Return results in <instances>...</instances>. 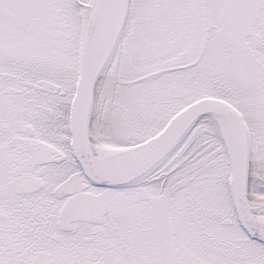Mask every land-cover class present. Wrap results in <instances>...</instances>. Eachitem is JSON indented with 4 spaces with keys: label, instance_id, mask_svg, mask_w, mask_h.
Masks as SVG:
<instances>
[{
    "label": "flooded vegetation",
    "instance_id": "af4514ba",
    "mask_svg": "<svg viewBox=\"0 0 264 264\" xmlns=\"http://www.w3.org/2000/svg\"><path fill=\"white\" fill-rule=\"evenodd\" d=\"M227 1L198 0L199 15L191 21L197 33H189L191 38L187 36L186 14L183 16L186 34L184 43L190 39L195 40L197 36L196 39L200 42L198 51L197 48H191L181 62L165 64L151 72L156 75L170 69H180L185 84H188L190 79L193 80L195 94L201 93V81L213 90L207 97L220 98L235 106L247 125L251 167L252 126L249 125L248 117H258L264 124V107L261 109L259 104L246 101L245 96L222 84L214 75L205 76L198 66L202 63L206 50L223 52L249 65L258 62L254 51L264 45V34L258 30L257 25L264 10V0L259 2V13L254 25L255 31L263 38L260 47H257L250 37H246L243 46L216 39L220 28L218 15ZM59 2L68 21V36L64 38V44L66 41L69 43V47H65L61 53V58L57 59L59 70L40 71L30 77L26 70L33 66L25 64L26 67L13 71L11 55H19L25 48H35L30 36H20L18 45L12 46L13 43L8 40L6 47H0L3 51L0 52V264H172L174 261L184 264L188 258V245L183 236L188 235L187 224L182 218L184 211L180 216L178 212L176 237L180 238L174 240L171 236L174 227L173 210L168 206L162 207L160 202L166 191L169 176L182 170L179 169L182 159L178 158L176 151L179 148L188 151L195 145L192 142H183L192 128L165 159L135 182L110 187L89 180L71 150L70 107L75 92L83 37L82 31L76 30L75 45L73 44L72 17L78 16L79 24L83 19L84 8L90 5L91 0ZM0 5L7 10L4 14L0 13V35L9 37L15 34L13 28L20 21L16 20L2 0ZM131 7L132 0H129L126 20L116 48L129 21ZM85 11L87 16V10ZM21 23L31 28L26 20H21ZM82 29L84 30V24ZM12 41L16 44L15 40ZM112 57L113 54L106 67L111 63ZM119 61L121 66L122 60ZM151 72L140 74L136 78L119 79V82L122 85H131L152 77L153 75L147 76ZM40 80L49 81L56 87H40ZM238 101L241 104L243 101L244 105L241 106ZM101 108L96 101L95 90L89 118L90 135L93 133V125L96 126L100 122L101 111L97 121L94 112ZM213 125L214 134L223 148L214 121ZM91 137L105 147H120L99 133L97 138L93 134ZM250 170L249 168V179ZM186 192L184 190V194ZM131 197L136 201L135 206L138 200L143 199L150 204L148 212L141 206L134 208L142 226L140 223L137 227H132L125 222V209L129 208L127 205ZM225 199L228 200L227 197ZM187 200H191V197L187 196ZM229 202L230 218L221 220V224L238 225L230 194ZM193 206L190 204L191 209ZM186 210L188 207L185 209V216L191 215V220H195L193 226L200 230L202 208L198 206L196 211L191 210L188 213ZM222 245L224 246L225 242H222ZM261 245L264 248V245ZM233 246L239 247L237 244ZM180 255H184L185 259L180 260Z\"/></svg>",
    "mask_w": 264,
    "mask_h": 264
},
{
    "label": "rangeland",
    "instance_id": "374dc122",
    "mask_svg": "<svg viewBox=\"0 0 264 264\" xmlns=\"http://www.w3.org/2000/svg\"><path fill=\"white\" fill-rule=\"evenodd\" d=\"M2 1L20 23L13 28L15 34L9 37L0 35V47H6L8 40L13 43L12 46L18 45L20 36H30L35 47L25 48L19 55H11L13 71L26 67L25 64L33 66L26 70L30 77L40 71L59 70L57 59L61 58L64 48L69 47L68 41L64 44V38L68 36V21L59 0ZM85 9L87 8H84L83 19L79 24L78 16L72 17L74 45L76 30L83 33L81 28L86 22ZM184 14L188 24L187 36L191 38L189 33H197L191 21L199 15L198 0H132L130 18L122 40L96 85V101L102 107L94 112L97 121L101 111L100 122L93 125L92 134L96 138L99 133L120 147L138 143L156 134L175 112L190 101L213 93L209 86L199 81L201 93L195 94L193 80L190 79L185 84L180 69L163 71L131 85H122L119 82V79L136 78L140 74L162 68L165 64L179 63L191 48H197L198 51L200 42L196 39L197 36L195 40L190 39L184 43ZM3 20L1 19L5 22ZM21 20H26L31 28L23 26ZM257 25L258 30L264 34V10ZM254 53L258 62L249 65L223 52L206 50L203 61L198 66L205 76L214 75L222 84L245 96L246 101L259 104L263 109L264 45ZM119 59L122 60L121 66ZM238 103L244 105L243 101L242 104L240 101ZM248 121L252 126L248 193L250 197L258 198L264 195V124L260 118L253 116H249ZM214 128L211 117H202L183 140L195 144L193 149L182 151L179 148L176 151L178 158L182 159L179 166L182 170L169 176L160 202L162 207L168 206L173 210L174 227L171 236L174 240L180 238L176 237L178 212L180 216L182 211L185 213L186 207L188 213L191 210L196 211L200 206L203 210L199 219L202 222L200 230L193 226L195 220H191V215L185 216L183 213L186 219L182 218L187 224L188 232V237L183 235L188 245V258L184 264H264V248L259 241L247 238L235 223L221 224V220L230 218L231 214L227 188L229 171L224 150L214 134ZM184 190L187 191L186 194ZM170 192L171 198L168 199ZM187 196L191 200H187ZM134 202L136 201L131 197L130 205H127L129 208L125 209V222L137 227L141 222L134 208L141 206L148 212L150 204L144 199L138 200L136 206ZM190 204L194 208L191 209ZM222 242H225L224 246ZM234 244L239 247L234 248ZM179 257L182 260L184 255ZM172 264L177 263L174 261Z\"/></svg>",
    "mask_w": 264,
    "mask_h": 264
},
{
    "label": "water",
    "instance_id": "95a60500",
    "mask_svg": "<svg viewBox=\"0 0 264 264\" xmlns=\"http://www.w3.org/2000/svg\"><path fill=\"white\" fill-rule=\"evenodd\" d=\"M260 0H228L218 15L216 39L243 46L246 37L260 47L255 31ZM129 0H91L83 34L75 92L70 107L71 150L84 175L110 187L135 182L153 170L202 117L210 116L218 129L229 169L228 188L236 219L251 239L264 244V196L248 193L250 145L241 112L228 101L200 97L174 113L154 135L136 144L105 147L93 142L89 132L97 81L114 52L128 12ZM7 10L0 5V13ZM202 53V50L200 54ZM155 72L147 74L153 75ZM38 86L56 85L38 81ZM225 222V221H224Z\"/></svg>",
    "mask_w": 264,
    "mask_h": 264
},
{
    "label": "bare ground",
    "instance_id": "6f19581e",
    "mask_svg": "<svg viewBox=\"0 0 264 264\" xmlns=\"http://www.w3.org/2000/svg\"><path fill=\"white\" fill-rule=\"evenodd\" d=\"M90 11H91V8L88 6V7H87V15H88V16H89V14H90ZM91 139L93 140V142H96V141H94V138H93V137H91ZM96 143H97V142H96ZM98 144H99V143H98ZM259 214L264 216V210H262L261 212H259Z\"/></svg>",
    "mask_w": 264,
    "mask_h": 264
},
{
    "label": "trees",
    "instance_id": "16d2710c",
    "mask_svg": "<svg viewBox=\"0 0 264 264\" xmlns=\"http://www.w3.org/2000/svg\"><path fill=\"white\" fill-rule=\"evenodd\" d=\"M245 234V233H244Z\"/></svg>",
    "mask_w": 264,
    "mask_h": 264
}]
</instances>
